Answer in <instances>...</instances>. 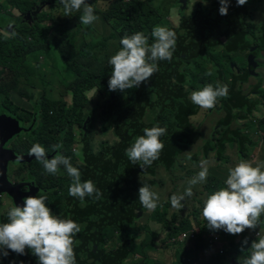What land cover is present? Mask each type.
<instances>
[{
	"label": "trees",
	"instance_id": "obj_1",
	"mask_svg": "<svg viewBox=\"0 0 264 264\" xmlns=\"http://www.w3.org/2000/svg\"><path fill=\"white\" fill-rule=\"evenodd\" d=\"M107 1L108 12L105 18L113 21L112 28L118 31L119 36L113 32L100 41L81 43L78 46V56L73 60L62 50L69 71L68 89L71 91L72 103L68 106L64 100L52 101L45 92L40 94L39 114H28L32 118L30 120L36 123L29 127L30 130L26 134L29 141L19 143L20 148L16 151L29 153L32 145L39 143L48 150L49 155L56 153L51 150V146L62 142L63 148L58 151L67 156L64 151L66 148L70 149L74 140L72 131L84 125L83 113L88 110L89 92L96 89L104 97V106L99 113L100 130L102 133L113 130L117 141L111 145L106 143L100 152H95L94 143H91L82 131L83 163L77 165L81 171L82 182L91 180L100 189V199L85 197L80 200L68 196L61 200L59 192L63 188L56 183L61 177H55L60 175L59 171L56 175L46 173L36 159L28 163L27 167L32 169L37 183L48 192V199H52L50 204L46 202L52 213L61 219L74 220L80 225L81 231L74 238V252L85 251L98 255L99 263L125 264L131 250L138 249L135 247L133 235H123V229L131 226L123 222L134 219L135 211L144 209L139 201V188L142 184L150 187V183L139 182L138 175H152L154 168L158 167H175L176 161L185 158V153L197 144L204 154L214 151L216 157L221 159L227 144L237 142L241 148L243 142H250L248 136L243 134L244 125L239 123L242 118L240 111L249 113L256 107V104L253 105V101L249 100L251 91L243 88L250 75V69L245 67V64L247 60L251 61L262 55L264 40H258L259 36L255 35L251 22L260 0H247L243 6H237L236 0H230L227 15L219 13L220 2L216 0L208 11L198 6L188 16H183L178 27L162 25L176 33L175 51L170 61H158L159 71L147 82L141 83L138 88L110 91L108 80L112 67L108 64V59L98 56L97 50L105 49L110 38H117L118 47L121 48V38L136 32H142L148 37V43H153L155 38L151 33L159 23L160 16L156 8L146 0ZM41 2L42 0H8L10 5L20 10L22 17L19 25L14 27L15 36H12L13 32L10 35L0 34V78L7 71H17L26 51L41 43V38L48 33L50 25L42 20L43 14H38L33 23L29 22ZM9 14L7 6L3 5L0 8V17L6 18L5 15ZM3 21L8 22L7 18ZM247 51V58L239 55ZM91 55L94 57L91 58ZM208 71L212 74L205 75ZM197 81H211L214 87L219 81L220 84L228 86V96L218 98L220 105L212 110V115L216 118L214 133H221L218 136L214 135L213 131L204 136L202 129L194 127L188 120L190 115L198 111V105L192 103L184 86L193 87ZM36 95L38 94L33 90L27 98L33 100ZM2 110L4 111L3 108ZM0 113V116L9 119L1 110ZM153 126L166 128V134L161 137L164 148L159 158L143 170L138 164H131L125 151L137 137L143 135L145 128ZM260 126L264 130L263 121ZM176 130L184 132V136L173 141ZM195 155L196 153H192L190 160H193ZM32 167L37 168L38 172ZM42 176L47 181L42 179ZM28 177L30 172L27 179ZM208 184L211 188L207 190V196L226 187L225 181L213 177L209 179ZM62 204L65 210L56 212V208ZM151 220L167 227L158 207L152 212ZM5 222L7 213L0 217V223ZM187 226L183 222L169 226L170 236L192 229ZM194 227L199 228V234L194 240L205 254L203 259H209L208 264H232L217 251H212L216 243L208 241L211 245L204 247L207 235L203 234L200 226ZM115 230L120 231V235L116 237V247L108 249L109 244H114L111 240H114ZM152 236L158 235L152 233ZM175 257L177 258L172 260V264H184L188 259L180 251L175 252ZM35 258L27 248L25 254L8 250V255L3 256L0 252V264H32Z\"/></svg>",
	"mask_w": 264,
	"mask_h": 264
},
{
	"label": "rangeland",
	"instance_id": "obj_2",
	"mask_svg": "<svg viewBox=\"0 0 264 264\" xmlns=\"http://www.w3.org/2000/svg\"><path fill=\"white\" fill-rule=\"evenodd\" d=\"M146 1L150 2L159 13L160 21L155 27L162 26L163 24L178 27L183 16H188L198 6H202L206 8L205 11H208L212 8L211 5L216 0H206V3L203 0H187L185 7L182 6L181 0ZM262 1L264 3V0H260V3L257 5V10L253 12L254 18L251 20L255 35L259 36V41L264 40V5H261ZM86 2L93 6L95 15L98 17L95 23L89 26L80 23V12H73L70 16L63 15L64 9L60 0H42L39 8L32 14L29 20L30 23L36 20L38 14H43L41 16L42 20L45 24L50 25L48 33L41 38V43L30 47L26 51L24 59L17 71H7L0 78V110L9 118L6 120L3 117L0 119V123L16 124L15 126L18 129H23L24 131L16 135L14 142L13 139L8 140V148L18 150L20 148L19 143L29 141L26 134L30 130L29 127L34 126L36 123L30 120L32 118L28 114H34L35 116L39 114L41 103L40 94L45 92L50 100H64L68 106L71 105V91L68 89L70 81L68 78L69 71L62 55V50L68 53V56L73 60L78 56V46L81 43L86 41H100L103 37L109 36L113 32L119 36L118 31L112 28L113 21L105 18L108 12L106 5L109 2L107 0ZM3 5L7 6L10 14L8 16L5 15L8 22L3 21L6 18L0 17V34L10 35L14 27L19 25L22 13L18 8L10 5L8 0H0V8ZM118 50H120L118 47V39L110 38L108 46L105 49L97 50L96 53L100 58L109 60ZM247 54L248 51L242 54L239 53L243 58H247ZM93 57L94 55H91V58ZM254 60L257 64L247 77L243 88L244 90L251 91L249 100L253 101V105L256 104V107L249 113L240 111L242 118L239 119L241 126L244 125L243 134L248 136L250 142H243L241 148H239L237 142L227 144L221 154V159L216 157L214 151L204 154L199 144H197L189 152L185 153V158L176 161L175 167L171 169L158 167L154 168L152 175H138L137 180L139 182L150 183L151 190L158 194L159 200L157 207L159 213L164 216L167 227H162L160 224L152 221L151 215L154 211H148L146 209L135 211L134 219L124 220L123 223L131 224V226L123 229V235H133L135 238V247L138 249V251L131 250L126 257L125 264H172V260H176L177 258L175 257L176 251H180L184 253V257H188L184 264H208V259L204 260L203 256L201 257L200 254L193 252V248H198L196 245L198 242L196 240L186 239L180 241L178 240L179 234L173 237L170 236L169 226L173 224L177 225L180 222L185 223L189 228H193V226H200L202 228L203 234L205 233L207 235L204 240V247L211 245L208 241L211 239V235H214L216 236V241L214 242L219 246V250L222 248L230 250H237L238 247L241 248L242 240H238L237 238L233 239L223 229L221 231L209 229L202 215V209L204 201L207 198V190L211 188L208 184L211 177L226 181L229 168L231 166L234 167L241 160L252 162L253 166L264 163V130L260 126V122H264V53L262 52L261 58ZM197 61L194 60V62ZM249 61L247 60L245 64L247 68ZM193 73L195 72L193 71ZM211 83V81H197L193 87L186 85L184 89L188 91V97L191 99L193 91L199 90ZM33 90L38 95L33 100H29L27 96ZM89 93V98L94 96L88 103V110H84V125L80 129L74 128V131H72L74 140L70 149L66 148L64 151L67 157H70L71 163L75 167L83 163V155L81 152L82 131L85 136H88L89 141L94 143L95 152H100L104 144L111 145L117 141L113 130L107 133H102L100 130L101 119L99 113L104 106V97L96 89H93ZM219 105L217 102L215 107L211 109H204L198 106V111L188 117L189 122L194 127L202 129L204 136L210 135L212 131L214 133L216 118L212 115V110L217 109ZM10 119L15 120V122ZM220 134L217 132L214 133L216 136ZM183 136L184 132L182 133L176 130L172 139L173 141H177ZM192 153H196L193 160L186 158ZM55 154L57 153L49 154V158ZM201 161H207L208 177L206 182L193 186V195L186 197L182 201L184 205L182 209L177 210L173 208L170 197L173 194L180 195L184 193L188 187V180L197 175L201 170ZM27 166L20 165L21 168L17 166H15V169L11 168L9 172L10 182L13 184H21L20 181H24L25 183L33 184V187L39 190L37 193H34V196L39 195L40 190L47 196L48 192L37 183L32 169ZM32 168L38 172L37 168ZM29 172L30 177L27 179ZM59 172L60 175L55 177H61L56 183L63 188L59 192L61 200H63L70 196L69 187L72 180L63 166H61ZM42 179L47 181L43 176ZM22 187L23 190L27 186L23 185ZM51 201L52 199H48L46 202L50 204ZM12 206V201H9L6 197L0 198V217L6 214ZM64 210L65 206L62 204L55 211L62 212ZM261 219L264 220V215H262ZM152 233H157L158 236H152ZM119 235L120 231L115 230L114 240H111L114 244H109L108 249L116 247V237ZM226 237L227 239H232L233 243L226 244Z\"/></svg>",
	"mask_w": 264,
	"mask_h": 264
},
{
	"label": "clouds",
	"instance_id": "obj_3",
	"mask_svg": "<svg viewBox=\"0 0 264 264\" xmlns=\"http://www.w3.org/2000/svg\"><path fill=\"white\" fill-rule=\"evenodd\" d=\"M206 3V0H203ZM221 15H227L230 0H219ZM63 5V15L70 16L73 12H80V23L89 26L98 17L93 6L86 0H60ZM237 6H243L247 0H236ZM16 33L13 32L12 36ZM154 42L149 44L148 37L142 32L125 35L121 38L122 47L112 55L108 64L112 71L108 80L110 91H124L138 88L159 71L158 61L171 60L176 47V33L163 26L153 28ZM211 71L205 75H211ZM228 86L217 81L216 86L205 85L193 91L191 101L204 109L214 108L218 98L228 96ZM94 96V95H93ZM92 96V97H93ZM91 97V98H92ZM90 98V99H91ZM165 127L153 126L145 128L143 135L137 137L134 143L125 151L131 164H138L143 170L156 161L164 148L161 137L166 134ZM62 142L51 146L57 154L49 158L48 150L41 144L35 143L29 149V155L43 166L46 173L56 175L63 166L72 183L69 195L84 200L85 197L100 199L102 192L93 181L81 182V171L73 166L70 157L61 154ZM191 159V156H188ZM22 157H17V163ZM200 171L188 180V187L183 194H173L170 197L173 208L180 210L184 207L182 201L193 195L192 188L206 182L208 177L207 161H201ZM226 187L209 194L204 201L202 215L211 230L223 229L233 235L241 234L245 230H264V163L253 166L252 162L241 160L233 168L225 181ZM28 191L26 187L24 189ZM139 201L148 211L157 208L159 196L147 184L139 188ZM48 198L40 190L39 195H29L24 198L23 206L14 205L7 211V222L0 223V252L8 255V250L18 254H25L30 249L38 259L39 264H76L74 252L75 236L81 231L80 225L71 219H61L54 215L47 206ZM258 239L250 244V255L239 259L238 264H264V235L257 233ZM209 243H215L216 236L211 235ZM213 238V239H212ZM212 241V242H210ZM248 245L244 239L241 251Z\"/></svg>",
	"mask_w": 264,
	"mask_h": 264
},
{
	"label": "water",
	"instance_id": "obj_4",
	"mask_svg": "<svg viewBox=\"0 0 264 264\" xmlns=\"http://www.w3.org/2000/svg\"><path fill=\"white\" fill-rule=\"evenodd\" d=\"M187 0H181L182 6L185 7ZM253 68V67H252ZM250 68V71H252ZM24 132L23 129H18L15 125L2 124L0 123V197H8L13 201V206L16 204L18 206H23V201L26 196L33 195L34 190L33 184L21 182L20 183H11L9 179V164H22L26 162H32L35 157L30 155L19 156L18 153L13 149H4L5 144L9 139H12L18 133ZM22 157V160L17 163V157ZM25 185L30 188L29 192H22V186ZM76 264H112L99 263L98 255L89 254L85 251H76ZM32 264H39L37 257L35 258Z\"/></svg>",
	"mask_w": 264,
	"mask_h": 264
},
{
	"label": "crops",
	"instance_id": "obj_5",
	"mask_svg": "<svg viewBox=\"0 0 264 264\" xmlns=\"http://www.w3.org/2000/svg\"><path fill=\"white\" fill-rule=\"evenodd\" d=\"M262 5H264L263 1H262ZM2 118L3 117L0 116V119H2ZM12 125H16V124H12ZM15 137H16V135L12 138L13 142H14ZM4 149H10V148L7 147V143L5 144ZM15 166H16V164L10 163L9 167H8L9 172H10L11 168L15 169L16 168ZM257 233H259V235H264V230L259 229V228H257L256 230H245L243 233L237 234V235H233V234H229L228 233L229 236H231L233 239L237 238L238 240L244 241V239L247 238L248 245L245 246L243 251H241L240 247H238L237 250H233L232 249V251L230 249H224V248L219 250V246L218 245L213 246L212 247V251L213 252L217 251V253H220L225 260H228L232 264H238V258L239 259H243V258H246V257H248L250 255L249 244L253 240H257L258 239ZM232 243H233V240L232 239H227V237H226V244H232ZM193 252L196 253V254H200L201 257L205 256L204 252H202L200 248H193ZM208 262H209V259H208Z\"/></svg>",
	"mask_w": 264,
	"mask_h": 264
},
{
	"label": "built area",
	"instance_id": "obj_6",
	"mask_svg": "<svg viewBox=\"0 0 264 264\" xmlns=\"http://www.w3.org/2000/svg\"><path fill=\"white\" fill-rule=\"evenodd\" d=\"M222 229H220L219 231H221ZM199 234V228L198 227H194L190 230H187L181 234H179L178 240L182 241V240H186V239H196L197 236ZM214 240H216V238H214ZM212 242V241H210Z\"/></svg>",
	"mask_w": 264,
	"mask_h": 264
},
{
	"label": "flooded vegetation",
	"instance_id": "obj_7",
	"mask_svg": "<svg viewBox=\"0 0 264 264\" xmlns=\"http://www.w3.org/2000/svg\"><path fill=\"white\" fill-rule=\"evenodd\" d=\"M263 53H264V52H263ZM256 58H261V55L258 56V57H256ZM256 58H255V59H256ZM256 64H257V62H256L255 60H251V61L248 63V69H250V68L256 66ZM252 69H253V68H252ZM252 71H253V70H252ZM250 72H251V71H250ZM15 152L18 153L19 156H22V155H29L28 153H20V152H18V151H16V150H15ZM28 163H30V162H26V163L18 164V165H16V166H17V167H20V165H22V166L24 165V166H25V165H28ZM20 168H21V167H20ZM20 182L23 183L24 181H20ZM24 189H25V188H24ZM24 189L21 190L23 193H24V192H29V191H30V188H29L28 191H25ZM34 189H35V188H34ZM38 191H39V190H38ZM34 193H37V191H34ZM0 198H2V197H0ZM6 198H7L9 201H12L10 198H8V197H6ZM12 203H13V201H12Z\"/></svg>",
	"mask_w": 264,
	"mask_h": 264
}]
</instances>
